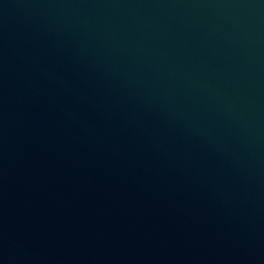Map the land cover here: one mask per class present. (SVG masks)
Instances as JSON below:
<instances>
[{
	"label": "water",
	"instance_id": "95a60500",
	"mask_svg": "<svg viewBox=\"0 0 264 264\" xmlns=\"http://www.w3.org/2000/svg\"><path fill=\"white\" fill-rule=\"evenodd\" d=\"M0 264H264V0H0Z\"/></svg>",
	"mask_w": 264,
	"mask_h": 264
}]
</instances>
